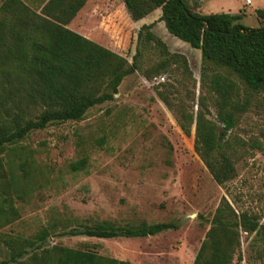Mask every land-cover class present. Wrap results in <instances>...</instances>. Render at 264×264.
I'll list each match as a JSON object with an SVG mask.
<instances>
[{
	"label": "rangeland",
	"instance_id": "1",
	"mask_svg": "<svg viewBox=\"0 0 264 264\" xmlns=\"http://www.w3.org/2000/svg\"><path fill=\"white\" fill-rule=\"evenodd\" d=\"M4 0H0V4ZM37 14L40 0H20ZM187 0L201 15L239 14L247 28L264 26L256 10L264 0ZM161 11L133 21L123 0H88L68 29L132 63L137 34L153 25L151 33L170 54L186 58L156 72L163 61L159 48L145 45L137 56L136 70L124 78L111 102L89 109L79 122L51 125L30 133L18 144L31 152L34 163L26 184L17 163L8 166L2 155L0 201L6 199L16 215L0 225V262L5 260L1 238L31 237L46 225L70 228L110 222L115 226L174 223L153 237L95 239L48 238L47 245L91 250L130 264H192L217 207L227 202L237 219L245 215L264 225V95L253 94L233 126L218 121L217 96L210 92L200 52L171 36L160 22ZM245 98L243 85L230 75ZM198 113L216 125L224 154L234 167L224 186L212 179L194 150L195 124L186 135L184 116ZM87 158L84 171L72 173L69 164ZM16 189V192H13ZM7 208V205H4ZM142 241V242H140ZM240 264H264V235L240 230Z\"/></svg>",
	"mask_w": 264,
	"mask_h": 264
},
{
	"label": "trees",
	"instance_id": "2",
	"mask_svg": "<svg viewBox=\"0 0 264 264\" xmlns=\"http://www.w3.org/2000/svg\"><path fill=\"white\" fill-rule=\"evenodd\" d=\"M88 0H40L37 14L20 0L0 4V178L4 177L2 155L8 166L18 165L26 184L31 180L33 157L18 144L30 133L48 126L79 122L95 106L111 102L118 87L136 70L137 56L148 44H154L164 58L159 68L181 63L188 71L185 57L170 54L151 33L152 24L137 34L136 55L126 59L94 41L70 30ZM133 21H139L159 9L167 32L177 40L198 50L204 63L215 71L207 76L211 93L217 96V119L226 129L233 126L236 112L245 109L253 94L264 95V26L247 28L242 14L201 15L187 0H123ZM255 15L264 22V10ZM235 76L245 95L238 99ZM236 111V112H235ZM195 124L194 150L218 186H224L234 175L230 159L223 153L216 125L202 113L184 116L180 128L186 135ZM18 159L17 163L11 158ZM87 158L69 164V171L86 170ZM16 192V189H13ZM7 205V208H4ZM16 215L8 201H0V225L10 223ZM177 230L174 223L145 222L139 225L115 226L100 222L56 229L46 225L31 237L4 236L2 251L6 259L0 264H130L99 255L95 251L49 246V237H86L95 239H137ZM240 230L247 235H264V225L245 215L239 219L223 201L215 210L210 227L192 264H240Z\"/></svg>",
	"mask_w": 264,
	"mask_h": 264
},
{
	"label": "built area",
	"instance_id": "3",
	"mask_svg": "<svg viewBox=\"0 0 264 264\" xmlns=\"http://www.w3.org/2000/svg\"><path fill=\"white\" fill-rule=\"evenodd\" d=\"M250 0H245V5L249 6L250 5Z\"/></svg>",
	"mask_w": 264,
	"mask_h": 264
},
{
	"label": "crops",
	"instance_id": "4",
	"mask_svg": "<svg viewBox=\"0 0 264 264\" xmlns=\"http://www.w3.org/2000/svg\"><path fill=\"white\" fill-rule=\"evenodd\" d=\"M139 239H141V238H139ZM140 242H142V241H140Z\"/></svg>",
	"mask_w": 264,
	"mask_h": 264
}]
</instances>
